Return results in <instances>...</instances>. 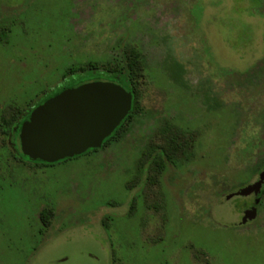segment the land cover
<instances>
[{"label": "rangeland", "instance_id": "obj_1", "mask_svg": "<svg viewBox=\"0 0 264 264\" xmlns=\"http://www.w3.org/2000/svg\"><path fill=\"white\" fill-rule=\"evenodd\" d=\"M4 26L0 123L132 47L142 75L103 149L37 165L0 125V264H264V195L245 223L252 196L228 197L264 169V0H0ZM169 124L196 132L193 158L143 172Z\"/></svg>", "mask_w": 264, "mask_h": 264}, {"label": "water", "instance_id": "obj_2", "mask_svg": "<svg viewBox=\"0 0 264 264\" xmlns=\"http://www.w3.org/2000/svg\"><path fill=\"white\" fill-rule=\"evenodd\" d=\"M132 109V94L112 81H91L65 88L39 104L22 124L20 146L31 160L55 162L100 147ZM264 169L252 184L231 195H259ZM255 204L241 223L257 215Z\"/></svg>", "mask_w": 264, "mask_h": 264}, {"label": "trees", "instance_id": "obj_3", "mask_svg": "<svg viewBox=\"0 0 264 264\" xmlns=\"http://www.w3.org/2000/svg\"><path fill=\"white\" fill-rule=\"evenodd\" d=\"M9 35V28L7 26L0 27V40L3 42H7V36ZM119 60H122L118 66H111L108 69L110 75L112 76V82H116L121 84L125 89L132 94V109L125 116L124 119L121 120L119 125L115 128L111 135L106 137L100 147L90 148L86 152L82 154L75 155L73 157H66L61 159L62 161L68 158H76L83 154H86L91 151H96L98 149H103L106 145H108L115 137H117L121 132L125 131L126 125L132 121L133 117L137 113V111L141 108L139 103V89H138V81L139 77L142 75L141 70V59L139 50L136 47H132L130 49L124 50V53L120 56ZM42 102L43 100L36 103L33 107L29 106H10L13 108V112L8 117H2V121L0 125L2 126L1 132L8 139L9 143L14 146L16 150L14 155L20 159L29 158L24 155L21 148L18 149V145L20 146V131L22 124L25 120L30 117L32 111ZM27 107V108H26ZM18 139V145H17ZM161 143H153L143 152L147 155L145 159H141L139 168L143 170L153 169L155 174L157 175L161 171L165 169L168 163L171 164H181L184 162H188L194 156V146L196 139V132L192 130L182 129L179 126L175 125H167L163 128V134L161 136ZM20 155V156H19ZM31 160V159H30ZM35 161V162H34ZM60 161V160H58ZM35 164L39 165H54L57 161L54 162H46L42 160H33ZM141 183V179L136 183L139 185ZM259 195H264V185L261 189ZM133 203V199L131 200V204ZM255 204V203H254ZM41 217L44 220L45 224H49L52 219L55 217V209L53 207L44 208L41 211ZM104 218L103 221H105ZM204 254L203 250L198 249ZM196 256L198 257V251Z\"/></svg>", "mask_w": 264, "mask_h": 264}, {"label": "flooded vegetation", "instance_id": "obj_4", "mask_svg": "<svg viewBox=\"0 0 264 264\" xmlns=\"http://www.w3.org/2000/svg\"><path fill=\"white\" fill-rule=\"evenodd\" d=\"M94 67H97L98 69L99 68H101V67H99V66H96V64H95V62H92V63H89V64H87V65H83V67L82 68H94ZM107 68H109V67H107ZM101 72L100 73H102V74H99V76H96V77H92V79H90L88 82H91V81H98V80H100V81H113V80H111L112 78V76L110 75V73H109V71H108V69H106L105 67H102L101 69ZM87 83V82H86ZM68 159H70V158H68ZM67 160V159H66ZM62 160H60V161H57V163H60ZM35 162V161H34ZM54 163H56V162H54ZM259 177V176H258ZM258 179V178H257ZM256 179V180H257ZM255 180V181H256ZM254 181V182H255ZM253 183V182H252ZM252 183H250V184H252ZM249 185V184H248ZM250 196H252V201H251V203H249V204H247L246 206H245V208L243 209V211L245 212V210H247V209H249V208H251L253 205H254V203H255V200H256V198L257 197H260V198H262V196L261 195H255L254 193H251V194H249ZM258 206V205H257ZM45 224V223H44ZM45 225H47V224H45Z\"/></svg>", "mask_w": 264, "mask_h": 264}]
</instances>
